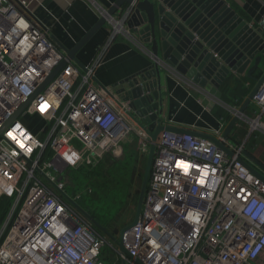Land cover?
Listing matches in <instances>:
<instances>
[{
	"label": "built area",
	"instance_id": "2783aa9c",
	"mask_svg": "<svg viewBox=\"0 0 264 264\" xmlns=\"http://www.w3.org/2000/svg\"><path fill=\"white\" fill-rule=\"evenodd\" d=\"M87 1L98 17L105 16L108 34L99 53L80 68L66 59L48 28L30 18L26 1L20 2L22 9L0 0V182L14 193L0 225V264H106L103 249L113 255L112 264H264V182L241 162L244 142L230 147L222 138L224 119L210 135L231 155L205 137L159 133L138 219L121 237L127 254L64 198L67 168L95 166L107 153L117 157L122 143L133 138L139 155H146L151 142L129 116L128 102L114 104L95 80V69L117 36L139 47L124 24L138 0L124 17L108 16L97 1ZM251 104V117L241 115L237 124L244 120L250 131H264V80ZM226 108L233 116L239 106ZM24 113L38 115L44 127L32 131L20 118Z\"/></svg>",
	"mask_w": 264,
	"mask_h": 264
},
{
	"label": "water",
	"instance_id": "95a60500",
	"mask_svg": "<svg viewBox=\"0 0 264 264\" xmlns=\"http://www.w3.org/2000/svg\"><path fill=\"white\" fill-rule=\"evenodd\" d=\"M133 0H116L107 9V15L124 12ZM26 13L36 24L46 29L35 15L28 9ZM105 16H99L95 23L68 48L53 33L50 38L63 51L67 60L80 68L84 65L77 58V52L104 26ZM124 24L130 34L142 47L150 52L151 63L118 83L117 94L121 101L128 102L131 111L129 116L145 130L151 142L146 154L142 179L132 221L124 226L119 238L110 232L82 209L67 193L64 198L93 226L113 240L122 254H127L121 237L123 233L135 225L143 197L147 188L150 168L155 150V142L161 131L189 133L211 139L216 145L231 155V151L220 141L208 134L196 133L192 130L176 128L163 124L164 97L162 78L174 73L191 85L206 90L208 86L219 89L230 76H245L253 82V86L231 117L222 133V138L229 139L234 126L245 111L264 80V72L254 75L256 68L264 57V31L261 27H253L235 9L224 0H138ZM65 60L56 66L42 82L38 90L23 104L11 121L16 120L32 98L59 72ZM100 87H103L98 82ZM117 86V85H116ZM109 92L108 90H106ZM110 93V92H109ZM114 97L113 93H110ZM119 103L120 100H117ZM243 165L264 182V164L247 151L240 158ZM121 264H125L124 261Z\"/></svg>",
	"mask_w": 264,
	"mask_h": 264
},
{
	"label": "crops",
	"instance_id": "0c3cea01",
	"mask_svg": "<svg viewBox=\"0 0 264 264\" xmlns=\"http://www.w3.org/2000/svg\"><path fill=\"white\" fill-rule=\"evenodd\" d=\"M11 1H13L19 8L23 7L20 2L26 1L28 4L27 9L35 15V18L48 28L49 33H53L55 37L68 48H70L98 18L97 13L89 5L87 0ZM95 1H97L102 7L109 9L116 0ZM224 1L235 9L247 22H249L250 25L253 27H261L264 31V0ZM31 19L35 22L33 18ZM107 34L108 28L104 24V26L85 44V46L77 52L76 56L83 65H87L99 53ZM141 48L144 47H142L140 43L138 47L131 43L126 37L119 35L105 50L102 62L95 69V80L97 85L98 82L101 83L103 85V87H100L102 91L107 89L110 93L112 92L114 94V98H112L113 103H117V100L121 101L120 97L115 94L116 89H118L119 81L151 63L150 55L148 52L142 51ZM231 79L239 80L245 85L252 84L251 80L245 76L236 77L230 75L222 83L219 89H214L208 86L206 91L199 89L196 86L197 89L194 86L188 87L172 73L168 74V76L165 75L162 78L164 117L161 122L165 125H170L176 128L188 130H191L189 128H192V131L196 133L210 135L212 130L217 127V120L224 119L223 117H216L213 114L212 111L214 107L219 106L229 113L226 108L227 106L225 107V102L221 99V88L227 80ZM219 102H222V105ZM250 105L252 108L249 111H245V114L248 113V115H250L249 113H251L252 115L253 105L251 103ZM231 117L232 116L230 115V119ZM229 120L225 121L228 123ZM239 123L235 125L234 128L240 126L242 121H239ZM230 139L229 136V140ZM242 140L243 141L240 143L244 142L245 147L247 145V140ZM127 149H129L128 151L130 153L134 154L131 157L132 160H137L135 165L137 172L135 173L133 183L135 184L136 181H140L141 183L142 178L139 179L138 176H140L141 173L143 174L142 164L144 169L146 155H139L136 145L131 144V141L122 143V153L117 157L107 153L101 155L99 161L108 155L114 159L122 160L126 157L125 151H127ZM245 151L249 152L247 147L245 148ZM250 152L253 153L252 149Z\"/></svg>",
	"mask_w": 264,
	"mask_h": 264
},
{
	"label": "rangeland",
	"instance_id": "374dc122",
	"mask_svg": "<svg viewBox=\"0 0 264 264\" xmlns=\"http://www.w3.org/2000/svg\"><path fill=\"white\" fill-rule=\"evenodd\" d=\"M263 72L264 57L260 61L254 74L260 76ZM219 103L222 105V102ZM226 106L232 105L225 103ZM249 114L247 113L248 117H251V113ZM20 118L26 120L30 124L31 130L35 132H39L45 125L44 121L35 114L29 115L28 113H24ZM242 123L244 124L243 128L246 129V135L243 137L244 140H247L245 148L247 147L249 152L252 149L253 153H250L264 164V131L261 129L250 131V125L244 122V120ZM226 143L230 147L239 144L231 139ZM128 160L130 161L129 158ZM84 171L86 169L83 167L67 168L64 173L66 182L65 193L104 226L114 223L118 231L115 233L113 229L111 232H113V235L119 237L121 229L128 225L134 217L140 181H136L135 184L133 182L130 183L127 177V162L108 166L107 170L104 171L103 177L95 178L90 183L86 182L87 176H85ZM7 199L11 200V205L7 209L9 210L14 200V193L12 189L0 182V212ZM111 241L117 246L113 240ZM113 261H115L114 258ZM115 264H121V262L117 260Z\"/></svg>",
	"mask_w": 264,
	"mask_h": 264
},
{
	"label": "trees",
	"instance_id": "16d2710c",
	"mask_svg": "<svg viewBox=\"0 0 264 264\" xmlns=\"http://www.w3.org/2000/svg\"><path fill=\"white\" fill-rule=\"evenodd\" d=\"M252 86H253V82H252V84L250 83V85H245L244 83H241L239 80H236V79L227 80L221 88V92H222L221 99L229 105H240L243 102V100L245 99V97L247 96V94L249 93ZM251 108H252V106L249 104L246 111H249ZM212 112L216 117H223L225 120L230 119L229 113L225 109H223L219 106H215ZM243 127H244V124L241 123L240 126L234 128L233 131L230 133L229 136H230L231 140H233L235 143H240L242 141L243 137L246 135V129ZM131 144H133V145L135 144V138H133V140L131 141ZM128 150L129 149H127V151H125L126 152L125 160H124V158L122 160H120V159L117 160V159H114L113 157L108 155V156L104 157L101 161H99L95 166H81V167L86 169V171H84L85 176H87L86 182L90 183L95 178H99L101 176L103 177L104 171L107 170L108 166L115 165L118 163L122 164L124 162H127V168H128L127 177L129 179L130 183H132L133 179L135 177V173L137 172V169L135 167L137 160L136 159L134 161L132 160L131 157L134 154L130 153ZM128 158L130 159V161L128 160ZM81 167H79V168H81ZM138 177H139V179H141L142 173ZM10 203H11V200L7 199L6 202L3 204L2 211L0 212L1 213L0 214V225L5 218V215L8 211L7 209L9 207V205H11ZM96 221H98V220H96ZM99 223L101 225H103L101 222H99ZM113 225H114V223L111 225H107V226L103 225V226L106 227V229L110 232V234L113 235V232H111L113 229L115 230V233L118 231L117 230L118 228H116L115 225L113 227ZM113 236H115V235H113ZM113 258H114L113 255L110 253V251L108 249H103L102 260L106 264H112Z\"/></svg>",
	"mask_w": 264,
	"mask_h": 264
},
{
	"label": "snow or ice",
	"instance_id": "6c2138e0",
	"mask_svg": "<svg viewBox=\"0 0 264 264\" xmlns=\"http://www.w3.org/2000/svg\"><path fill=\"white\" fill-rule=\"evenodd\" d=\"M46 107H47V105L46 104H43V105H41V111H44L45 109H46ZM8 135L10 136V137H12V139H15V137L14 136H12V133L11 132H9L8 133ZM21 147H23V145L21 144ZM184 167H187V165H184Z\"/></svg>",
	"mask_w": 264,
	"mask_h": 264
},
{
	"label": "bare ground",
	"instance_id": "6f19581e",
	"mask_svg": "<svg viewBox=\"0 0 264 264\" xmlns=\"http://www.w3.org/2000/svg\"><path fill=\"white\" fill-rule=\"evenodd\" d=\"M252 126H253V127H257L256 123H252Z\"/></svg>",
	"mask_w": 264,
	"mask_h": 264
}]
</instances>
